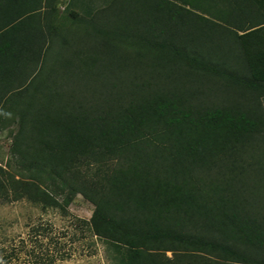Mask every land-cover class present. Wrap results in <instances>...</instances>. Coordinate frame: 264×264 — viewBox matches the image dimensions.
Instances as JSON below:
<instances>
[{"label": "trees", "instance_id": "1", "mask_svg": "<svg viewBox=\"0 0 264 264\" xmlns=\"http://www.w3.org/2000/svg\"><path fill=\"white\" fill-rule=\"evenodd\" d=\"M263 99L264 0H0V203L83 194L116 264H264Z\"/></svg>", "mask_w": 264, "mask_h": 264}, {"label": "rangeland", "instance_id": "2", "mask_svg": "<svg viewBox=\"0 0 264 264\" xmlns=\"http://www.w3.org/2000/svg\"><path fill=\"white\" fill-rule=\"evenodd\" d=\"M66 3L57 0L60 11ZM17 129V123L0 129V166L15 163L11 146ZM94 208L81 193L65 209L42 207L27 199L0 203V260L5 262L8 255L10 264H31L33 257L57 251L65 258L55 264H116V252L83 222ZM167 254L171 256V251Z\"/></svg>", "mask_w": 264, "mask_h": 264}]
</instances>
